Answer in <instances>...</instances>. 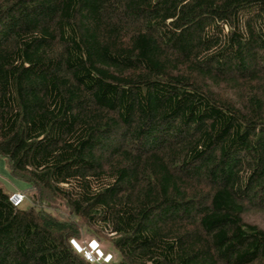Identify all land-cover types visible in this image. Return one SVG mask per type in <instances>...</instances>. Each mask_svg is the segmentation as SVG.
<instances>
[{
    "label": "trees",
    "instance_id": "16d2710c",
    "mask_svg": "<svg viewBox=\"0 0 264 264\" xmlns=\"http://www.w3.org/2000/svg\"><path fill=\"white\" fill-rule=\"evenodd\" d=\"M0 156V264H264V0H0Z\"/></svg>",
    "mask_w": 264,
    "mask_h": 264
},
{
    "label": "rangeland",
    "instance_id": "374dc122",
    "mask_svg": "<svg viewBox=\"0 0 264 264\" xmlns=\"http://www.w3.org/2000/svg\"><path fill=\"white\" fill-rule=\"evenodd\" d=\"M221 86L222 88H224L223 85ZM224 89L226 90L225 93H227L228 91H232L229 86ZM0 186L7 193L22 192L25 195V199L21 203V206H25L31 202V195L34 191L33 188L28 182H25L12 176L9 170L8 163L6 159L2 156H0ZM44 208L46 209V211L50 212V214L54 215L59 219L69 218L74 220L77 224H80L78 237L77 239L74 238L80 245L84 246L89 240L94 239L98 242L99 248L103 252L112 256L111 260H117V252L113 248L111 242L105 238L97 237L88 227H82L81 220L79 218L74 217L70 213V211L64 206V203L61 200L56 198H49L44 204ZM245 215V220L247 222L255 224L258 227L264 229V209H250Z\"/></svg>",
    "mask_w": 264,
    "mask_h": 264
},
{
    "label": "built area",
    "instance_id": "2783aa9c",
    "mask_svg": "<svg viewBox=\"0 0 264 264\" xmlns=\"http://www.w3.org/2000/svg\"><path fill=\"white\" fill-rule=\"evenodd\" d=\"M24 199L25 195L22 192H15L9 195L10 202L15 206L20 205ZM69 242L75 251L81 253L89 262L102 261L104 263H108L112 259L110 254L103 252L99 248L98 242L94 239L89 240L84 246L80 245L73 238H71Z\"/></svg>",
    "mask_w": 264,
    "mask_h": 264
}]
</instances>
